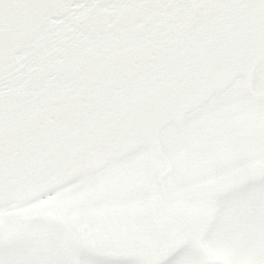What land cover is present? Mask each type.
I'll return each instance as SVG.
<instances>
[{
	"label": "water",
	"instance_id": "95a60500",
	"mask_svg": "<svg viewBox=\"0 0 264 264\" xmlns=\"http://www.w3.org/2000/svg\"><path fill=\"white\" fill-rule=\"evenodd\" d=\"M250 24L264 37V0H0V205L48 189L52 172L63 174L52 168L71 158L95 164L77 168L87 176L119 159L111 157L117 144L119 155L145 146L143 129L158 116L155 146L187 99L180 90L212 84L219 93L235 79L217 86L209 57L230 42L238 53V33L248 37ZM254 42L244 63L264 59ZM170 82L178 88L168 95ZM142 96L158 98L152 110ZM170 99L174 107L160 114L155 107Z\"/></svg>",
	"mask_w": 264,
	"mask_h": 264
},
{
	"label": "flooded vegetation",
	"instance_id": "af4514ba",
	"mask_svg": "<svg viewBox=\"0 0 264 264\" xmlns=\"http://www.w3.org/2000/svg\"><path fill=\"white\" fill-rule=\"evenodd\" d=\"M250 29L251 26H247L244 31L250 32ZM248 39L250 33L248 37L245 33H238L239 54H232L235 49L230 42L227 49H221L214 58H210L218 70H222L228 62L232 63L233 67L228 65L230 74L226 76L238 73V88L244 91H238L236 109H229L223 119L218 120V123L228 122L229 114L240 116L244 113L245 121L240 122L245 123L246 127L238 129L236 138H226L224 141H213L214 138H211L207 150L201 144L202 149L192 151L194 137L196 140L201 138V142L206 136L213 137L209 133L204 136L190 125L184 126L186 117L197 112V108L181 117L179 128L163 133L160 144L154 139L155 146H152V137L162 125L158 116L153 117L150 119V128H144L141 135L140 142L145 148L138 144L130 145L129 149H132L126 153L130 155L124 161L142 154H151L149 159L140 158L125 166L121 163L118 169L110 172L107 179L105 176L103 186L91 188L96 179V176H92L71 182L68 189L62 188L46 202L0 210V246L8 244L12 247L9 249L20 253L23 252L20 247L23 242H32L35 248L36 244H42L36 243L28 231V236L23 233V225H26L36 227L44 234L48 242L46 251L49 264H66L64 255L67 253L72 255L70 264H225L223 259L211 258L209 247H205V244H212L210 235L214 241L223 244L221 233L224 232V218L230 216L231 220L243 222L241 217L238 218L239 212L231 211L237 210L233 209L234 203H230L231 208H222L223 200H227L224 199L227 197L225 194H231L228 199L234 200L237 194H246L251 188L253 192L250 195L254 200H251L254 209L251 218L254 223L258 219L259 222L262 220L264 226V77H259L264 71V59L251 56L246 63L242 61V54L247 50V47H243ZM251 73L252 80L249 82L246 74ZM204 80L202 78V83ZM225 81V77L220 78L217 86H223ZM187 84L192 89L193 84L189 80ZM168 85V95L173 93V88H178L172 86V82ZM179 92L186 93L187 99L182 101L181 108L175 106L177 114L171 121L186 110L197 107L199 96L206 94L203 85L196 86L192 94L188 88ZM246 96L252 100L247 102ZM154 98L142 96L141 104L152 110L158 101V98ZM169 106L174 107L171 99L161 102L155 109L161 114L169 111ZM168 133L178 143L165 149L162 143ZM115 143L113 141L112 145ZM119 150L122 148L117 144L111 157L126 155H119ZM111 157L102 156L101 161ZM74 161L70 160V166L59 163L53 167H57L56 170L61 167L60 171H63L62 175L52 172L57 183L49 185L48 189L35 190L32 194L41 196L51 190L61 189L66 182L73 180V175L78 171ZM133 169L136 174L129 172ZM103 170L106 171L101 169L98 174L103 173ZM85 183L88 186L83 188ZM133 187L136 190L132 195L125 196L126 190ZM217 199L220 200L217 202L219 208L216 202L212 203ZM82 206L87 207L85 211L75 212ZM7 214L8 219L5 220ZM238 227L241 226L238 224ZM18 239L22 244L18 243ZM255 239L253 233L249 239H245L250 244H260L251 263L247 264H264V240L256 243ZM5 248H1L0 252L8 253ZM105 249L110 251V255L102 254ZM28 264L34 263L29 261Z\"/></svg>",
	"mask_w": 264,
	"mask_h": 264
},
{
	"label": "rangeland",
	"instance_id": "374dc122",
	"mask_svg": "<svg viewBox=\"0 0 264 264\" xmlns=\"http://www.w3.org/2000/svg\"><path fill=\"white\" fill-rule=\"evenodd\" d=\"M264 72V71H263ZM261 71L259 74L260 78L264 77V74ZM238 91L244 92L243 90L238 88V84L235 87L231 88V91L227 92L224 94V100L220 99L213 103L212 105H209L207 107H202L197 109L195 113L190 114L189 116L186 117L185 123L183 122L184 126H192L193 128H196L198 131L202 132L204 136L206 134H211L213 137L206 136L205 140L201 142V138H197V140L194 137L193 140V146L192 151H197L201 148V144L205 145V150H207L209 146V139L214 138L213 141L218 139V141H224L226 138H236V135L238 136V129H245V123L240 122V121H245V117L243 116L244 113H242L240 116L238 114H229L228 115V122H223V123H218L219 119H223V115H225V112H228L229 109H234L236 106H238ZM215 99V97L213 98ZM247 102L251 101L252 99L249 96H246ZM246 102V101H245ZM236 109V108H235ZM190 118V119H189ZM174 128H179L178 124H172L170 130ZM169 131V130H168ZM167 131V132H168ZM174 138L170 133H168L164 139L162 145L168 149H170L171 144H177L178 142H174ZM167 152V150H166ZM147 154H142L140 157L137 158H132L130 161H124V159L121 157L107 165H104L100 167L101 169H105L103 173L100 172V174L97 173H91L89 176H96L95 179V184H91V188L94 187L95 185L103 186L104 183V178L106 176V179L111 175L110 172L118 169V166L123 163V166L130 164L134 161L141 159H149ZM186 159V158H185ZM110 167V168H109ZM113 167V168H112ZM112 168V169H111ZM135 169L132 171H129L131 174H134L133 172ZM110 174V175H109ZM136 174V173H135ZM218 174V171L216 172ZM212 175V174H211ZM90 177H86L85 179H88ZM74 179H77L76 177ZM72 180H69L67 182L68 185H66L65 188L68 189L70 183ZM72 184V183H71ZM88 186L87 183L83 186V188H86ZM90 186V185H89ZM136 186V185H134ZM84 190V189H83ZM235 190V189H234ZM233 190V192H234ZM264 188L262 189V191ZM252 190L251 188L247 190L246 194H241V195H236L237 197L234 198V200L228 199L231 194H225L227 197L223 200L224 205L222 208H231L230 203L233 204V209L237 210H231V211H237L238 213V218L241 217L243 222H238L235 220H231L230 216H228L226 219V222L222 224L223 231L221 233L222 240L224 241L223 244L217 243L214 241L212 236H209V240L211 241L212 244H205V247H209V256L213 259H223L225 260V264H247L248 262L251 263V260L253 259L254 255L258 252V247L260 244H250L248 241L245 239H249L251 237V233H253L256 236L255 242L259 243L261 240H264V226L263 222L254 223V221L251 218V214L253 213V206H252ZM52 198L46 199L43 202H46L48 200H51ZM54 199V198H53ZM262 199L264 200V196H262ZM31 199H27L29 201ZM220 200H214L212 203L216 202L217 208H219V205L217 202ZM254 201V200H253ZM26 202H18L14 206H21ZM1 206V205H0ZM14 208V207H12ZM87 207L82 206L80 209H76L75 212H82L85 211ZM18 209V208H17ZM231 211H227L232 213ZM6 213V212H5ZM16 215H22L20 213H13ZM105 215V214H104ZM8 214L5 215V220H7ZM19 218L21 216H18ZM251 218V219H250ZM9 222L8 224H10ZM237 223V224H235ZM238 224L243 228L241 230V227H238ZM26 225H23V233L26 235V231L29 232V235L33 237V240L36 243H42V244H36V248L33 247L31 244H34L32 242H28V244H25L26 242H23L20 239H18V243L22 244L20 247H22L23 252H14V250H11L9 248H12L8 244H2L3 246H0V249L3 247H6L8 253L6 252H0V264H28L29 261L33 262L34 264H49L48 263V254H47V247H48V242L45 240L44 234H42V231L36 227H25ZM248 226V227H247ZM247 235H244V234ZM28 236V235H26ZM241 238H240V237ZM59 244V243H58ZM62 244V243H61ZM59 245L56 246L58 248ZM105 253L102 254H107L110 255V251L108 250H103ZM64 257L66 258V264H70L69 262L72 260V255L70 256L69 253L65 254ZM71 259L69 260V258ZM264 259V255L262 257ZM58 264V263H56ZM87 264V263H83ZM213 264V263H211ZM218 264H222L219 263Z\"/></svg>",
	"mask_w": 264,
	"mask_h": 264
},
{
	"label": "bare ground",
	"instance_id": "6f19581e",
	"mask_svg": "<svg viewBox=\"0 0 264 264\" xmlns=\"http://www.w3.org/2000/svg\"><path fill=\"white\" fill-rule=\"evenodd\" d=\"M65 186L61 187V189L57 188V189L51 190V191H49V192H47V193H45V194H43L41 196L34 197L31 200H29L26 203H24L22 207H26V206H29V205H33V204H37V203H40L42 201H45L46 199L51 198L52 196H55L57 193H59L60 190H62V188H65ZM14 205H16V203L3 204V205L0 206V210H4L5 211L6 209H9L10 207H12Z\"/></svg>",
	"mask_w": 264,
	"mask_h": 264
}]
</instances>
